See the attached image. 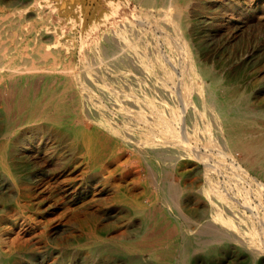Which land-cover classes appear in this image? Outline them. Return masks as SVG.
<instances>
[{
	"label": "bare ground",
	"instance_id": "6f19581e",
	"mask_svg": "<svg viewBox=\"0 0 264 264\" xmlns=\"http://www.w3.org/2000/svg\"><path fill=\"white\" fill-rule=\"evenodd\" d=\"M95 1L58 0L47 12L40 0H0L27 5L15 28L0 31V264H89L92 245L99 264H106L114 259L104 244L109 241L131 255L132 264H189L195 243L211 233L238 232L246 245L259 231L232 184L253 171L264 191V126L257 121L264 111L249 108L245 91L195 58L185 34L191 0ZM75 18H81L80 40L67 53L61 21ZM171 34L186 58L181 74L153 46L155 37L169 43ZM139 157L156 185L128 213L141 218L143 230L109 238L112 226L99 222L101 211L93 224V201L104 204L93 191L101 195L99 187L112 184L129 202L127 183L139 182L133 177L142 167ZM188 158L205 164L206 181L196 188L209 205L180 207L171 230L156 226V214H166L155 211L156 204L168 208L192 192ZM238 160L244 174L229 166ZM207 221L217 228L207 229ZM185 226L195 237L173 244L170 236L186 233Z\"/></svg>",
	"mask_w": 264,
	"mask_h": 264
},
{
	"label": "rangeland",
	"instance_id": "374dc122",
	"mask_svg": "<svg viewBox=\"0 0 264 264\" xmlns=\"http://www.w3.org/2000/svg\"><path fill=\"white\" fill-rule=\"evenodd\" d=\"M32 1L34 2V0ZM40 1L47 12H49L58 0H51L49 5L43 0ZM95 4V0H91V3L89 2L91 6ZM124 4L130 7L127 2H124ZM24 6L27 5L24 4L15 8L6 6L0 2V31L3 34H8L10 29L15 28L20 17L19 10H24ZM134 12L135 16L141 13L140 10ZM186 12L188 25L186 26L185 34L195 58L201 64L211 67L214 75L220 76L225 83L232 85L235 89L245 91L248 97L249 108L264 111V0H191V4ZM34 19L32 18V20ZM80 21L81 18L61 21V26L64 29L61 42L62 51L71 53L78 47L81 35ZM28 22L30 21H27V24ZM144 28L148 32H153L156 29L155 26L148 25H145ZM14 30L16 31V29ZM158 34L161 33L158 32ZM172 37L173 35L171 36V41L168 43L164 42L163 37L157 36L153 39V46L157 51L159 50V53H166L168 67L170 65L179 66L180 68L178 67V69L181 74L182 66L186 65V58L183 57L184 51L181 49L182 45L179 46V43L177 44V41L173 40ZM157 41L158 43H156ZM29 49L34 50L33 47H29ZM41 59L45 58L41 57ZM211 80V78H207L206 81L210 83ZM197 83L201 84L202 80H198ZM172 85L170 83V86ZM221 90L223 91V89ZM257 121L264 126V117L257 118ZM256 129H258V126H256ZM108 134L114 137L110 133ZM115 139L119 142L121 150L126 148L123 141L118 138ZM197 143L201 152L206 153V151L204 152L206 147H203L205 144L201 141ZM209 152L212 151L209 150ZM211 155V157H215V151ZM239 156L241 157L237 158H244L243 153H239ZM139 158L142 162L141 170L139 173L133 175V177L139 178V182L135 186L127 183L129 188H132L131 193L128 195L129 202L123 201V196L121 197L118 189L113 187L112 184L100 186L99 189H104L101 195L93 191L92 197H94V200L98 198L104 200L102 207L99 205V201H93L92 203L93 224L98 223V220L96 221L94 216L97 212L101 211L103 218L99 222L112 226L111 231L108 233L109 238H121L124 233L125 237L133 238L136 232L143 230L141 218L135 217L132 219V217L128 216V213H131L133 211L132 208L139 203L136 199L143 198L146 193L155 190L156 185H152L154 184V177L151 176V170L144 163L142 157ZM187 160L190 161V166L186 170L191 174L187 178V184H189L192 192L188 195H182L181 203L171 205L168 208L161 201L159 204H156L155 211L166 213L160 217L158 216L159 214H156V226L162 225L164 229L171 230L173 229L172 222L174 221V215H177L180 207H183L185 210H195L196 208L202 210L209 205L208 201L202 199L196 188L199 183L206 181L205 164L196 158H188ZM241 164L242 162L238 160L235 162V165L229 164V166L234 167L236 171ZM235 166L237 167L235 168ZM241 166L242 169H245V165L242 164ZM241 171L244 172L239 169L236 173L241 174ZM255 177L257 175L253 171H250V175L245 180L240 179L239 176L235 177L236 181L233 180L235 183L232 184V187L234 193L240 194L238 195L241 201L240 207L246 210L249 220H251L250 223L254 222L255 230L259 231L257 236L255 233L251 234L246 245L240 241L242 235L238 232L223 235H212L211 233L203 236L200 238V241L195 243L194 249L188 259L189 264H264V191L262 192L260 184L257 183L258 180H254ZM117 178H120V174L117 175ZM177 182H180L178 175ZM131 199H135L136 201L132 203ZM150 201L149 199L147 203H150ZM245 202L247 203L245 204ZM246 206L250 209H246ZM258 217L260 222L256 220ZM201 221L204 222L205 219L203 218ZM207 222V226L209 227L206 226L207 229L214 226L211 229L215 230L217 228L214 222ZM154 223L152 222L151 226ZM257 223L259 224L257 225ZM193 227L196 226L193 225L191 228ZM183 230L186 233L170 236L173 244L180 245L183 236H187L188 238L195 237L189 232V227L185 226ZM254 235L255 237H253ZM215 237L220 239L211 240ZM73 244L75 248L76 242L74 241ZM104 244L114 254V259L107 261L106 264H132L131 255L126 254L115 243L109 241ZM256 248L261 251L259 257L256 256ZM96 253V246L92 245L89 264H99L96 259ZM123 257L126 258L125 262L122 259ZM148 263L157 264L152 260L148 261Z\"/></svg>",
	"mask_w": 264,
	"mask_h": 264
}]
</instances>
